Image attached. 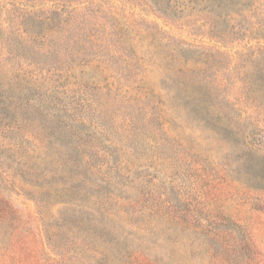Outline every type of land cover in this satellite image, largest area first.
<instances>
[{
	"label": "trees",
	"instance_id": "obj_1",
	"mask_svg": "<svg viewBox=\"0 0 264 264\" xmlns=\"http://www.w3.org/2000/svg\"><path fill=\"white\" fill-rule=\"evenodd\" d=\"M7 1L0 0V170L39 190L56 188L59 194L71 195L63 204L98 215L83 223L79 217L64 218L66 231L82 253L81 245L89 250L99 245L108 251L112 264H158L149 252L160 247L167 254L159 264H191L197 256H207L209 264H234L231 257L251 248L250 238L242 233L245 224L199 219L196 204L175 199V192L169 191L139 213L120 208L132 202L127 187L134 179L157 194L155 177L147 173L157 171L154 165L160 162L161 148L169 146L162 153L170 159L175 150L167 118L171 105L149 81L162 62L194 51L199 58L191 61L209 67L216 63L213 72L223 79L217 91L227 89L228 98H224L227 110L212 118L222 119L226 133H235V121L250 118L240 105L257 102L256 93L264 106V52L246 50L250 41L264 37V0H143L175 20L221 10L216 18L226 29L219 38L224 41L219 60L187 45L172 48L171 37L158 41L159 31L122 17L109 0ZM94 68L99 73L81 77ZM164 70L177 83L176 69ZM110 71L112 75L101 78ZM242 85L248 90L240 97ZM172 90L173 101L179 95L173 94L177 88ZM207 121L202 119L201 124ZM250 136L249 152L264 148V130H254ZM147 153L153 156L144 159L143 166L130 165L129 156ZM258 153L259 173L243 181L252 189H264V156ZM136 172L139 177L131 176ZM140 191L139 197L144 195ZM112 202L118 203V210L107 207ZM15 209L0 185V251L8 250L5 255L29 234ZM178 238L184 247L180 259L174 252ZM248 254L242 259L250 263Z\"/></svg>",
	"mask_w": 264,
	"mask_h": 264
},
{
	"label": "rangeland",
	"instance_id": "obj_2",
	"mask_svg": "<svg viewBox=\"0 0 264 264\" xmlns=\"http://www.w3.org/2000/svg\"><path fill=\"white\" fill-rule=\"evenodd\" d=\"M109 1L115 4V11L124 15H121L122 17L136 20L141 23V28L159 31L156 34L158 41L171 37L172 48L187 45L206 57L213 54L217 55V60L221 57L224 41L219 38L226 29V24L216 18V15L222 14L221 10H216L215 15L205 11L186 20H175L160 14L156 8L143 0ZM123 23L130 24L126 20ZM136 30L140 31L138 27ZM232 44H237L241 49L246 45L236 42ZM255 49L264 52L263 36L260 40L250 41L246 47L249 51ZM192 57L199 58V54L194 51L179 52L175 60L162 62L161 70L149 77L153 88L162 92L165 101L171 105L167 118L170 121L169 127L175 134V150L172 148L170 159L166 152L162 153L169 146L161 148V151L157 152L161 154V156L157 154L160 156V162L154 165L157 171L151 170L147 173L155 177L159 189L157 194L148 187H143L137 182L138 179H134L127 187L128 197L132 202L123 204L120 210L129 214L139 213L150 205L155 206L158 197H162L164 192H175L173 198H186L196 204L199 219L206 218L212 222L234 220L245 224L242 226V233L250 238L251 248H244L237 257L231 259L234 260V264H264V189H252L243 183L248 176L254 177L259 173L257 153L264 156L263 147L260 151L255 150L256 153L247 150L252 132L264 130V106L259 105L263 99L256 93L257 102L254 101L252 105L250 101L248 104H241L240 110L246 112L250 118L243 123L235 121L233 123L235 126L232 127L235 133L222 131V119L212 117L219 116V112L227 110L224 99L228 98L227 89L217 91V87L221 88L223 79H219L217 73L213 72L215 62L212 63L213 67H209L202 62L191 61ZM164 67L176 69L177 83L174 84L168 79L171 73L164 70ZM95 70L96 68L91 69L81 77L87 78L90 73L92 75L99 73ZM112 74L110 71L100 76L105 78ZM207 80L208 84L205 86ZM172 86L177 88L178 91L175 90L173 94L175 97L179 95L180 101L178 97L173 101L170 99ZM245 89L248 90L242 85L240 97L246 94ZM229 90L234 92L231 87ZM184 97L189 99L185 100ZM249 107L253 108L248 111ZM92 118H95V114ZM202 119H207V124H201ZM108 123L107 121L106 125L111 126L112 122ZM132 156L128 157L130 165L143 166L146 162L144 159L149 160L153 154L147 153L146 156L137 158ZM5 172L3 169L0 170V185L16 208L18 222L29 231V234L13 246L11 253L5 255L8 250L0 251V264H112L111 256L102 246L95 245L96 247L89 250L88 247L81 245L84 250L82 253L79 244L73 241L72 235L66 231L63 224L64 218L67 217H79V221L83 223L88 218H97V214L90 212L92 216L87 215L85 213L87 211L77 212L75 208H71L72 206L63 204L62 202L71 195L59 194L56 188L50 190L47 186V190H39L25 184L20 178L9 177ZM134 175L139 177L138 172L131 176L135 177ZM140 189L144 195L139 197ZM89 190L87 188L85 193ZM105 196L106 193L103 191L104 201ZM85 206L88 207L90 204ZM108 206L114 210L119 208L117 202H112V205L108 203ZM191 218L196 216L192 214ZM180 235L184 238L186 233ZM128 240L130 242L131 239ZM177 240L179 243L174 252L178 256L182 254L184 247L182 240L179 238ZM122 241V244L127 246L124 238ZM149 253L153 261L158 260L159 264L160 259L166 260L167 249L159 247L150 250ZM244 253H249L247 256L250 263L246 258L242 259ZM189 263L209 264V259L207 256L203 258L197 256L196 260Z\"/></svg>",
	"mask_w": 264,
	"mask_h": 264
}]
</instances>
